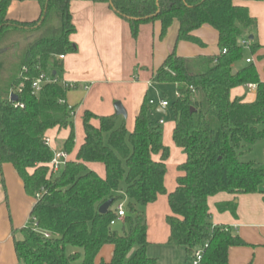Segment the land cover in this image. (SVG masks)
<instances>
[{"label":"trees","instance_id":"1","mask_svg":"<svg viewBox=\"0 0 264 264\" xmlns=\"http://www.w3.org/2000/svg\"><path fill=\"white\" fill-rule=\"evenodd\" d=\"M13 1L0 0V165L11 164L25 193L35 198L29 224L14 240L18 261L94 264L101 248L112 245L110 261L99 264H155L146 254L149 243L142 207L167 194L169 148L163 144L158 120L151 119L153 106L144 97L132 131L121 115L85 110L81 145L73 159L53 171L49 166L53 150L43 141L46 132L68 129L63 142L67 155L75 144L74 107L67 103L72 86L54 73L62 67L59 56L76 51L69 39L75 32L72 0H37L40 14L33 21L8 18ZM88 1L110 4L127 21L133 38L141 24L154 21L160 22L163 38L177 20V41L199 46L204 44L193 31L205 24L217 31L219 53L188 58L173 51L151 81L175 85L176 97L169 103L174 117L172 141L185 155L177 167L181 175L167 194L171 212L165 218L166 244L182 247L187 264H192L199 249L198 264H230L229 248L245 243L228 226L212 224L207 200L220 192L248 194L264 189V160L245 159L264 140V81L244 58L246 50L254 54L259 48L256 19L236 0ZM240 40H247L249 47ZM40 73L57 81L34 91L31 84ZM249 83L256 85L254 101L231 98L232 89ZM89 164H101L104 176ZM108 199H112L108 211L100 213ZM124 199L125 215L117 221L126 228L118 232L111 222H116L117 205ZM218 209L235 215L233 203Z\"/></svg>","mask_w":264,"mask_h":264},{"label":"crops","instance_id":"2","mask_svg":"<svg viewBox=\"0 0 264 264\" xmlns=\"http://www.w3.org/2000/svg\"><path fill=\"white\" fill-rule=\"evenodd\" d=\"M235 4L247 7L249 14L256 19L255 34L259 48L246 59L251 60L260 80L264 81V0H236ZM70 13L75 32L69 39L75 44L76 51L63 56L60 61L61 69L54 72L60 81L72 86L67 92V103L74 107L73 118L81 119V125L79 120L76 121V126L73 123L75 144L68 159L74 158L82 143V114L85 110L97 115L113 114L114 102L119 101L126 111V128L132 131L135 116L152 86V75L168 54L174 51L179 56L190 58L219 53L218 33L207 24L193 31L204 44L199 46L188 41H177L179 27L177 20L173 21L163 38H160L159 21L141 24L137 37L133 38L127 21L119 17L108 3L72 0ZM39 14L40 5L37 0H15L7 9V17L18 21H33ZM173 86L175 88V85ZM230 94L231 98L238 96L251 102L255 99L256 91L244 85L232 89ZM152 106L151 119L153 112L164 114L167 108L160 107L159 103ZM159 120L163 121L161 124L163 144L169 148L166 168L170 166L176 169L175 178L169 184L166 181L167 172L164 178L168 194L175 188L176 177L181 175L177 167L184 162L185 155L172 141L174 121L164 127L165 120L163 118ZM92 123L97 125L96 120H92ZM68 132V129L48 130L45 136L50 139V148L58 150L55 141L61 138L63 141L60 150H63V142ZM247 157L263 161L264 140L257 143ZM154 158L158 160L159 155ZM88 166L100 176H104L105 171L101 164ZM167 194L164 195L168 204ZM160 196L162 195L158 198ZM163 201L164 197L160 199L161 203ZM34 202L35 198L25 193L23 182L13 166L9 163L0 165V264H23L18 261L15 254L14 240L21 238L20 229L29 224V214ZM155 202L148 204L147 213L153 210L151 213L157 214L154 211L158 208ZM230 203L235 205V215L227 210L218 209L219 205ZM207 204L212 224L228 226L232 233L238 235L245 243L229 248V263L264 264V189L248 194L220 192L210 196ZM150 206L153 207L151 210ZM170 212L169 208L164 221L162 217L160 219V215L157 218L159 223L161 222L159 229L151 230L147 220L148 246L151 243L167 245L169 227L165 218ZM112 254V245L103 246L94 264L110 261Z\"/></svg>","mask_w":264,"mask_h":264},{"label":"rangeland","instance_id":"3","mask_svg":"<svg viewBox=\"0 0 264 264\" xmlns=\"http://www.w3.org/2000/svg\"><path fill=\"white\" fill-rule=\"evenodd\" d=\"M248 56H250V53L248 52V50H246L244 53V58L248 57ZM133 76H135V74H133ZM151 85L152 86L149 88L147 95H146V98L148 101L153 100L154 104L156 105L159 103V101L161 99H165L169 103H171L175 99L176 91H175L173 84H154V83H152ZM160 118H163L166 122L164 127H166L172 121H174V117H173V114L170 110V107H167L165 109L164 114H158L156 112H153V119L154 120H158ZM78 120H79V125H81V119L79 117H77V120L75 118H73V123L75 124V126H76V121H78ZM62 141L63 140L61 138H58L55 141V143L58 145V148H59V149L57 148L58 150L61 149ZM249 158L250 159H256L254 157H245V159H249ZM174 172L176 173L175 168L170 167V166L167 167L166 181L168 184L172 180H174V178H175ZM172 186H174V185H172ZM166 188H168V187L166 186ZM163 197H164V201H163V203H161L160 199H163ZM123 204H124V207L126 208L127 202L125 199L123 200ZM155 204H156V207H158L157 209L155 208V210H154L157 212V214L151 213V212H153V210L150 212V210L153 208L152 206H150L151 208H149L150 213H147V209H148L147 206L148 205L142 207V212L145 215L146 224H147V220H148V224H149L148 226L150 227L151 230L154 228L159 229L160 223H161V222L159 223V220L157 219L159 217V215H160V219L162 217V221H164L165 215L169 213V208H168V204H167L165 195L160 196L158 198V200L155 202ZM112 228L117 230L118 232H122L123 228H126V227H125L123 221H116L115 224L112 226ZM146 254H147V256L154 258L156 260L155 264H187V261L185 258V253H184V250L182 247H172L169 245H163V244H159V243H151L147 248Z\"/></svg>","mask_w":264,"mask_h":264},{"label":"built area","instance_id":"4","mask_svg":"<svg viewBox=\"0 0 264 264\" xmlns=\"http://www.w3.org/2000/svg\"><path fill=\"white\" fill-rule=\"evenodd\" d=\"M240 44L246 48L249 47V42L247 40H240ZM222 52L224 53L225 49L222 50ZM62 58H63V55H60L59 59H62ZM246 62H251V60L246 59ZM56 81H57V79L54 78L53 76H51L49 73H40L39 76L33 80L31 87L34 91H38L40 89L41 85H43L44 83L56 82ZM246 86L249 89H253V90L256 89V85L252 84V83H249ZM149 103L151 105H153L154 101L150 100ZM159 105L162 108H166L169 106V103L167 100L161 99L159 101ZM20 106H22V105H20ZM158 123L161 125L163 123V121L159 120ZM43 141L47 146L50 147V139L48 137L44 136ZM52 150H53V157H52L51 161L49 162V166L51 167V169L53 171H57L62 166V164H64V162L68 159V155L64 150H55V149H52ZM39 196H40V194H36V198H38ZM124 215H125L124 204L122 202V203L117 205L116 221L122 220ZM114 223H115V220L111 222V224H114ZM33 226L35 227L36 224H33ZM45 236H48V234L45 233ZM201 254H202V251L200 249L195 252L192 264H198L199 263V261L201 259Z\"/></svg>","mask_w":264,"mask_h":264},{"label":"water","instance_id":"5","mask_svg":"<svg viewBox=\"0 0 264 264\" xmlns=\"http://www.w3.org/2000/svg\"><path fill=\"white\" fill-rule=\"evenodd\" d=\"M249 39H253V36L250 35V36H249ZM15 100H16V97H15L14 95H11V101H15ZM114 113H115L116 115H121V116H123L124 118L126 117V111H125L123 105L121 104V102L116 101V102L114 103ZM111 203H112V199H108L106 202H104V203L99 207L98 211H99L100 213H106V212L108 211V209H109Z\"/></svg>","mask_w":264,"mask_h":264}]
</instances>
